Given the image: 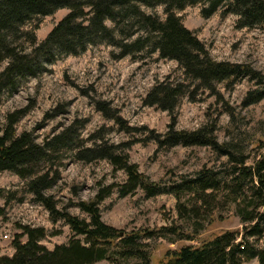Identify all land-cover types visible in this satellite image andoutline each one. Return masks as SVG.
<instances>
[{"label": "trees", "instance_id": "obj_1", "mask_svg": "<svg viewBox=\"0 0 264 264\" xmlns=\"http://www.w3.org/2000/svg\"><path fill=\"white\" fill-rule=\"evenodd\" d=\"M198 3L203 5L204 17L225 8L224 14L238 16L237 26L240 28L264 25V0H0V65L6 63L0 71V97L4 93L16 92L23 79L38 77L46 72L47 63L63 55H79L92 44L107 42L116 46L119 50L114 54L116 58L128 55L141 58L146 52L148 56L158 53L161 59L176 61L184 77L158 80L143 98L145 106L168 112L171 121L166 133H158L147 126H130L103 99L96 100L95 106L105 118L113 120L126 133L148 131L145 142L155 140L161 147L206 146L237 162L239 167H233L232 179L237 184L241 179L246 181L245 186L238 185L241 188V199L238 200L242 201L243 222L249 225L240 233L244 237L241 240L238 232L226 230L198 244H188L169 252L162 264H242L254 259L264 264V246L259 249L247 243L248 236L261 238L264 242V154L253 166H246L244 155L219 142L217 119L194 130L177 128V109L183 96L197 101L199 94L209 92L223 100L221 85L226 90H232L239 81L247 78L254 81L256 87L248 90L243 105L249 106L264 99V74L261 71L248 62L216 59L206 43L184 25L178 10ZM156 5H164L163 18L143 9V6ZM60 9H69V12L44 39L38 41L35 30H23L26 23L40 16L52 15ZM108 20L114 25H107ZM28 110L24 107L10 113L7 124L0 129V172L11 171L25 180L27 191L34 201L48 210L52 222L64 220L74 235L69 242L50 249L42 243L48 235L46 228L18 222L16 226L20 233L12 241L14 253L11 256L0 255V264H94L106 259L115 262L116 257L153 264L144 238H153L165 231L172 232L179 239L195 238L194 234H187L176 226L126 231L106 223L100 204L112 193L115 185L102 187L88 200H70L59 207L55 196L47 194L46 190L61 179L62 152L68 148L73 150L79 142L77 124L72 123L44 143H39L33 131L17 134L16 124ZM226 111L233 116L229 108ZM93 140L90 146L80 143L74 151V158L88 162L104 159L116 170H123L127 182L120 189L122 194L138 187L148 197L165 192V185L151 180L139 170L137 163L130 161L126 149L134 142L109 143L100 136ZM174 183L169 187L172 192L186 190L197 195L190 201V207L182 205V212L184 210L197 222H201V217L213 214L210 210L214 211L218 204L215 190L220 189V179L197 177ZM208 189L213 191L208 193ZM198 200L204 206L199 205ZM72 206H78L89 216V220L71 213L69 208ZM24 236L25 240L22 239Z\"/></svg>", "mask_w": 264, "mask_h": 264}, {"label": "rangeland", "instance_id": "obj_2", "mask_svg": "<svg viewBox=\"0 0 264 264\" xmlns=\"http://www.w3.org/2000/svg\"><path fill=\"white\" fill-rule=\"evenodd\" d=\"M202 7L201 3L189 5L184 10H178V14L184 25L206 43L212 56L218 60L251 63L264 74V25L240 28L237 26L238 16L224 14L225 8L210 17H204ZM143 9L157 13L162 18L165 16L164 5L143 6ZM68 12L69 9H60L52 15L40 16L26 23L23 30H35L40 41ZM106 23L114 25L109 20ZM118 52L116 46L102 42L89 45L79 55H63L47 63L46 72L38 77L23 79L16 92L4 93L0 97V129L7 124L10 113L24 107L29 110L16 124L17 134L33 131L39 143H44L72 123L77 124L79 142L73 150L68 148L62 152L61 179L46 193L55 196L59 207H63L70 200H88L102 187L115 185L112 193L100 204L106 223L126 231L176 226L187 234H194V239H179L172 232L165 231L153 238H144L145 247L152 254L153 264H162L167 254L175 249L198 244L226 230L238 232L241 240L244 237L240 233L249 224L243 222L240 209L242 201L238 200L241 199L238 185H244L246 181L241 179L238 182L240 184H237L232 179L233 167H239L237 162L206 146L161 147L155 140L145 142L148 131L126 133L97 110L95 101L103 99L132 127L147 126L163 134L168 131L171 121L168 112L145 106L143 98L158 80L182 79L183 70L176 61L159 58L158 53L148 56L144 52L141 58L131 55L116 58L114 54ZM5 65H0V71ZM255 87L254 81L244 78L232 90L220 86L223 100L209 92L199 94L197 101L183 96L177 109V128L194 130L217 119L219 142L226 143L234 152L244 155L246 166H253L264 154V99L249 106L243 105V99L248 90ZM228 108L234 113L233 116L226 111ZM98 136L109 143L134 142L126 149L130 161L137 163L139 170L151 180L165 185V192L148 197L138 187L124 195L120 190L127 182L123 170H116L104 159L88 162L74 158V151L80 143L90 146L94 137ZM210 176L221 181L220 189L215 190L218 204L214 211L210 210L213 214L201 217V222H197L193 216L181 211L182 205L190 207V201L197 195L186 190L172 192L169 187L176 181L183 183L187 179H208ZM212 191L207 190L208 193ZM196 202L204 206L201 200ZM69 211L89 220V216L78 206L70 207ZM18 222L46 228L48 235L42 243L50 249L69 242L74 235L64 220L52 222L48 210L34 201L27 191L25 180L11 171L0 172V255L11 256L14 253L12 241L20 233L16 226ZM55 232L57 234L54 235ZM6 233L9 238H4ZM247 243L258 248L264 246L263 239L257 237L248 236ZM94 264L140 262L116 257L115 262L106 259ZM242 264L259 262L254 259Z\"/></svg>", "mask_w": 264, "mask_h": 264}, {"label": "built area", "instance_id": "obj_3", "mask_svg": "<svg viewBox=\"0 0 264 264\" xmlns=\"http://www.w3.org/2000/svg\"><path fill=\"white\" fill-rule=\"evenodd\" d=\"M4 238H9V234L6 233V234L4 235Z\"/></svg>", "mask_w": 264, "mask_h": 264}]
</instances>
